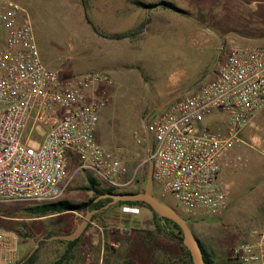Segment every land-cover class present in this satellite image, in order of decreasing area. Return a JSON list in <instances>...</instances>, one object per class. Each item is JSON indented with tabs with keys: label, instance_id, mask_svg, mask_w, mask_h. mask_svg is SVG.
Segmentation results:
<instances>
[{
	"label": "rangeland",
	"instance_id": "obj_1",
	"mask_svg": "<svg viewBox=\"0 0 264 264\" xmlns=\"http://www.w3.org/2000/svg\"><path fill=\"white\" fill-rule=\"evenodd\" d=\"M22 1L47 67L65 75L98 71L113 80L109 103L100 115L97 139L120 157L128 173L119 178L117 186H110L92 171L76 173L62 198L75 204L96 196L88 189L92 186L90 178L96 179L99 189L144 193L153 165L148 160V145L137 140L144 138L146 126L160 112L157 109L173 97L192 95L211 81L232 49L264 45V0H160L172 3L175 9L168 8L141 36L121 43L119 48L102 43L93 28L112 29L114 22L102 18L105 8L114 7L105 5L110 0ZM124 2L126 9L130 5ZM151 11L145 9L146 18ZM116 27L131 26L123 21ZM4 45L5 30L0 26V52ZM174 73L185 80L183 90L160 100ZM242 140L236 154L246 163L229 173V205L217 216H189L171 195L162 198L154 183L153 194L187 219L214 264H237L234 246L251 240L264 226V112L244 130ZM76 168L73 160L70 172ZM35 206L38 204L0 202V223L20 234L23 259L39 244L34 264H53L68 245L46 238L72 233L88 211L42 217L34 213ZM160 224L149 207H115L100 213L64 264H189L177 241L159 231Z\"/></svg>",
	"mask_w": 264,
	"mask_h": 264
},
{
	"label": "built area",
	"instance_id": "obj_2",
	"mask_svg": "<svg viewBox=\"0 0 264 264\" xmlns=\"http://www.w3.org/2000/svg\"><path fill=\"white\" fill-rule=\"evenodd\" d=\"M0 26V202L60 201L74 175L85 170L119 185L128 169L97 139L112 78L47 67L22 0H0ZM262 112L264 45L234 48L216 77L160 111L137 140L148 145L161 197L171 195L191 217L223 213L231 193L227 177L246 163L236 154L242 133ZM73 160L77 168L71 173ZM21 241L0 223V264L22 261ZM232 253L237 264H264V226Z\"/></svg>",
	"mask_w": 264,
	"mask_h": 264
},
{
	"label": "trees",
	"instance_id": "obj_3",
	"mask_svg": "<svg viewBox=\"0 0 264 264\" xmlns=\"http://www.w3.org/2000/svg\"><path fill=\"white\" fill-rule=\"evenodd\" d=\"M137 4L143 8H146V9L152 8V7H168L170 9H173V8L175 9V6L172 3L166 2V1H161L158 5L146 4L143 2H137ZM149 24H150V19L147 18L144 21V23L141 24L140 26H138L137 28L123 32V33L113 34V35L104 34V33L100 32L97 28H95V27H93V28L99 36H102L104 38H109L112 40H124V39H129V38H135L137 35L143 33ZM90 183L92 186H90V188H88V189H90L91 191H94L96 196L94 198H92L91 200H89L88 202L82 203V204H75L69 200H60V201L53 202V203H47V204L35 206L33 208L34 213L38 216L43 217V216H49V215L64 214V213H69V212H74V211H83V210L88 211L89 206L98 197H100L102 195H106V194H117L115 188H113V187L106 188V189L97 188L96 187L97 181L95 178H90ZM111 201H112V198L100 199L96 204V208L101 209L104 206H106L107 204H109ZM125 206L149 207L153 211L155 216L161 220L159 231L161 233H163L165 236L171 238L172 240H176L177 243L181 246L185 256L188 258L189 264H193L191 254L182 242L183 235H182L181 227L177 223H175L171 220H167V226H165L163 219L154 211V209L150 205H148L145 202L119 201L118 203L110 206L109 208L103 209L100 212L94 214L91 221H93L100 213L108 212L115 207H121L122 208ZM86 214H87V212H86ZM89 226H90V223H89L88 227ZM88 227H87L86 231L88 230ZM48 236H50V235H48ZM54 236H58V235H54ZM52 237L53 236H51L49 238H46V237L45 238L51 239ZM45 238H43V239H45ZM43 239H42V241H44ZM79 241H80V238L75 240V241H70V242L66 241L68 248L66 249L65 254L57 262H55L53 264H64L65 260H67V258H68V255L71 253L72 249H74V247L79 243ZM200 246H201L203 254H204L205 263L206 264H214V259L212 258V255L205 249V247L201 243H200ZM34 263H35V254H33L32 256H30V255L26 256L18 264H34Z\"/></svg>",
	"mask_w": 264,
	"mask_h": 264
},
{
	"label": "water",
	"instance_id": "obj_4",
	"mask_svg": "<svg viewBox=\"0 0 264 264\" xmlns=\"http://www.w3.org/2000/svg\"><path fill=\"white\" fill-rule=\"evenodd\" d=\"M176 98H172L166 103H164L162 106H160L157 111H162L167 106H169ZM147 140L148 144H150V137L147 134ZM154 189V180H153V168L150 173V179L147 184V189L144 193H117V194H106L98 197L90 206L88 209V212L81 223V225L72 233L65 234V235H58L53 236L51 239L53 240H64V241H75L85 233L89 223L91 222V219L94 214L100 212L103 209H107L110 206L118 203L119 201H140L145 202L148 205H150L154 211L163 219V222L165 226H167V220H171L175 223H177L181 229H182V235H183V244L184 246L189 250L192 262L193 264H206L204 260V254L202 251V248L200 246V242L193 233L191 227L189 226L186 218L181 216L174 208L165 205L162 203L159 199L156 198V196L153 194ZM105 198H112V201L104 206L101 209L96 208V204L100 199ZM37 246L35 249L30 253V256H32L37 249Z\"/></svg>",
	"mask_w": 264,
	"mask_h": 264
},
{
	"label": "crops",
	"instance_id": "obj_5",
	"mask_svg": "<svg viewBox=\"0 0 264 264\" xmlns=\"http://www.w3.org/2000/svg\"><path fill=\"white\" fill-rule=\"evenodd\" d=\"M72 1L75 2L74 0ZM126 1L130 5L126 9L124 8V4H125L124 0H110L109 2L105 3V5H114V7L105 8L104 11L105 14L102 18L104 20L114 22V24L111 25L112 29H107V31H102L101 29H99L100 32L107 35L123 33L137 28L138 26L143 24L147 18L150 19V24L148 25L150 27L152 25V22L155 20V18L160 17L161 15H165L164 13L168 9V7H152L153 11L150 12L149 14L150 17L146 18L145 16L146 14H144L146 8H143L140 5H138L137 2H143L146 4H156L159 3L160 0L157 1L126 0ZM150 9L151 8H148L147 10ZM123 21H128L131 27H128L127 29L117 30L116 29L117 24ZM198 32L200 33L201 31ZM141 34H139L137 37L141 36ZM194 36L196 35L194 34ZM137 37L124 39V40H112L109 38L102 37L103 39L102 43H104L106 46H110V47L117 46V48H119L121 43H126L128 41L133 42L134 39H136ZM184 81L185 80L180 74L178 73L172 74L171 77L169 78L168 84L166 85L164 90H162L161 95L159 96L160 100L167 98L169 95L180 94V92L183 90Z\"/></svg>",
	"mask_w": 264,
	"mask_h": 264
},
{
	"label": "flooded vegetation",
	"instance_id": "obj_6",
	"mask_svg": "<svg viewBox=\"0 0 264 264\" xmlns=\"http://www.w3.org/2000/svg\"><path fill=\"white\" fill-rule=\"evenodd\" d=\"M176 100H177V99H175L174 101H176ZM174 101H173V102H174ZM163 110H164V109H163Z\"/></svg>",
	"mask_w": 264,
	"mask_h": 264
}]
</instances>
